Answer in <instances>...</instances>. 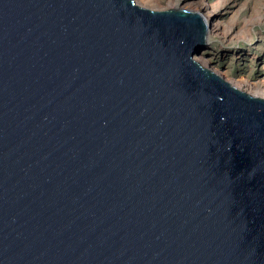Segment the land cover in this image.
<instances>
[{"label": "water", "instance_id": "1", "mask_svg": "<svg viewBox=\"0 0 264 264\" xmlns=\"http://www.w3.org/2000/svg\"><path fill=\"white\" fill-rule=\"evenodd\" d=\"M208 33L0 0V264H264V96L197 60Z\"/></svg>", "mask_w": 264, "mask_h": 264}, {"label": "rangeland", "instance_id": "2", "mask_svg": "<svg viewBox=\"0 0 264 264\" xmlns=\"http://www.w3.org/2000/svg\"><path fill=\"white\" fill-rule=\"evenodd\" d=\"M202 3L206 4L217 32L213 36L208 33V44L196 56L197 60L224 77L229 70L237 78L247 75L252 85L256 79L264 81V0H157L146 6L197 11V4ZM204 58L209 60L208 64H204Z\"/></svg>", "mask_w": 264, "mask_h": 264}, {"label": "bare ground", "instance_id": "3", "mask_svg": "<svg viewBox=\"0 0 264 264\" xmlns=\"http://www.w3.org/2000/svg\"><path fill=\"white\" fill-rule=\"evenodd\" d=\"M135 1L140 6L147 7V6L153 5L157 0H135ZM196 9H197L198 12H200L204 16L206 22L210 26V28H209L210 36L215 35L217 31L211 25V19H210V15L208 13V8H207L206 4H204V3L199 4V5L197 4ZM201 60H203V59H201ZM203 62H204V64H208L209 63V60L204 58ZM226 75L228 76V78L230 79V81L233 83V85L237 86L238 88H241L243 90L244 89L245 90H251L252 91V94H254V95H260V96H263L264 95V81L262 80V78L256 79L254 81L255 84L252 85L251 84V79L247 75H244L241 78H237L229 70L227 71Z\"/></svg>", "mask_w": 264, "mask_h": 264}]
</instances>
